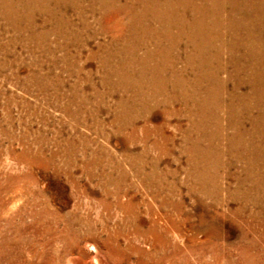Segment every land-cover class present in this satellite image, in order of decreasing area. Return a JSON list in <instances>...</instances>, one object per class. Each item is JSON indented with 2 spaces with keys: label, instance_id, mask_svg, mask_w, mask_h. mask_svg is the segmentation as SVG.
Masks as SVG:
<instances>
[{
  "label": "rangeland",
  "instance_id": "374dc122",
  "mask_svg": "<svg viewBox=\"0 0 264 264\" xmlns=\"http://www.w3.org/2000/svg\"><path fill=\"white\" fill-rule=\"evenodd\" d=\"M263 62L264 0H0V264H264Z\"/></svg>",
  "mask_w": 264,
  "mask_h": 264
},
{
  "label": "bare ground",
  "instance_id": "6f19581e",
  "mask_svg": "<svg viewBox=\"0 0 264 264\" xmlns=\"http://www.w3.org/2000/svg\"><path fill=\"white\" fill-rule=\"evenodd\" d=\"M142 2V1H141ZM167 2V1H166ZM118 6V5H117ZM242 7V5H241ZM144 8V7H143ZM236 9V8H235ZM238 9V8H237ZM238 11V10H237ZM259 12V11H258ZM246 14V13H245ZM168 18V17H167ZM226 19V18H225ZM231 20V19H230ZM229 20V21H230ZM260 26V25H259ZM192 33V32H191ZM251 41V40H250ZM255 41V40H254ZM193 42V41H192ZM197 44V43H196ZM199 44V43H198ZM189 46V45H188ZM249 47V46H248ZM197 48V47H196ZM199 49V48H198ZM241 50V49H240ZM235 51V50H234ZM240 53V52H239ZM240 55V54H239ZM257 55V54H256ZM189 57V56H188ZM262 59V58H261ZM256 60V59H255ZM264 63V62H263ZM236 64V63H235ZM259 66V65H258ZM215 67V66H214ZM217 69V68H216ZM225 69V68H224ZM236 75V74H235ZM254 82V81H253ZM226 85V84H225ZM235 90V89H234ZM233 96V95H232ZM221 97V96H220ZM236 98V97H235ZM223 100V99H222ZM263 106V105H262ZM238 107V106H237ZM262 110V109H261ZM263 125V124H262ZM240 126V125H239ZM255 126V125H254ZM241 127V126H240ZM254 131V130H253ZM243 132V131H242ZM247 133V132H246ZM250 136V135H249ZM242 137V136H241ZM243 138V137H242ZM248 140V139H247ZM246 144V143H245ZM247 163V162H246ZM261 164V163H260ZM252 165V164H251ZM251 173V172H250ZM261 174V173H260ZM254 180V179H253ZM258 181V180H257ZM257 186V185H256ZM256 190V189H255ZM59 240V239H58ZM68 249V248H67ZM58 259V258H57ZM64 260V259H63Z\"/></svg>",
  "mask_w": 264,
  "mask_h": 264
}]
</instances>
